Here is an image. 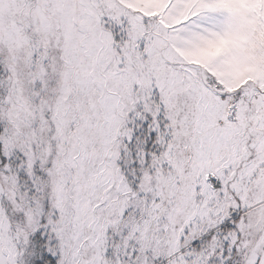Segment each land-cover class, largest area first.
I'll return each mask as SVG.
<instances>
[{"label":"snow or ice","instance_id":"snow-or-ice-1","mask_svg":"<svg viewBox=\"0 0 264 264\" xmlns=\"http://www.w3.org/2000/svg\"><path fill=\"white\" fill-rule=\"evenodd\" d=\"M0 264H264V0H0Z\"/></svg>","mask_w":264,"mask_h":264}]
</instances>
